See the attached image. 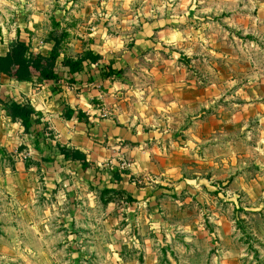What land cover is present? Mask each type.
<instances>
[{
    "label": "rangeland",
    "instance_id": "obj_1",
    "mask_svg": "<svg viewBox=\"0 0 264 264\" xmlns=\"http://www.w3.org/2000/svg\"><path fill=\"white\" fill-rule=\"evenodd\" d=\"M18 40L42 55L57 42L65 86L75 80L64 58L101 53L93 104L141 131L172 123L188 145L158 172L119 155L66 174L93 178L100 194L3 264H264V0H0V55ZM5 89L7 115L17 96Z\"/></svg>",
    "mask_w": 264,
    "mask_h": 264
},
{
    "label": "crops",
    "instance_id": "obj_2",
    "mask_svg": "<svg viewBox=\"0 0 264 264\" xmlns=\"http://www.w3.org/2000/svg\"><path fill=\"white\" fill-rule=\"evenodd\" d=\"M93 54L104 60L101 53ZM95 66L102 68L99 63L90 64L74 74L73 86H65L61 79L40 82L33 78L29 82H15L0 75V92L6 91L5 87L10 84L11 89L6 93L17 96L18 99H14L17 103L30 105L34 110L31 126L25 131L19 120H11L4 108H0V264L18 260L21 249H36L43 239L39 235L51 233L53 218H62L61 227H66L65 220L70 215L77 210L86 211L82 204L90 205L91 197L100 194L95 190L93 178L80 180L66 174L92 173L96 165L119 155L133 156L143 169L158 172L166 159L180 161L176 155L187 152L188 144L178 143L179 136L172 137L176 132L172 123L167 129L158 119H147L148 129L141 131L134 122L127 123L129 118L121 120L118 116L114 120L107 107L94 105L95 95L102 99L92 84L94 71L91 70H96ZM55 70L57 72V68ZM0 100H3L1 95ZM191 124L187 121L178 125V129L184 126L180 131L184 137L193 132ZM59 147L85 155L87 169L84 171L79 162L66 160ZM5 154H11L14 164L6 160ZM21 157H28L32 162L26 165ZM27 167L29 172H26ZM13 168L17 176L29 175L34 184L26 183L27 180L14 183L15 174L6 173ZM55 184L59 185V190L53 195ZM85 185L93 188H81ZM74 201L76 204L70 206Z\"/></svg>",
    "mask_w": 264,
    "mask_h": 264
},
{
    "label": "trees",
    "instance_id": "obj_3",
    "mask_svg": "<svg viewBox=\"0 0 264 264\" xmlns=\"http://www.w3.org/2000/svg\"><path fill=\"white\" fill-rule=\"evenodd\" d=\"M57 44L56 42L49 54L42 55L39 53L33 54L23 41L14 42L4 55H0V75L6 76L15 82H29L33 78L40 82L60 79L55 70L59 57ZM100 60L99 55L87 51L77 59L64 58L61 64L66 69L67 74L72 75L71 78L74 81V74L81 72L87 65L99 63ZM115 70L110 63L107 65L106 71L102 70L100 75L103 78H110L115 74ZM5 110L11 120L21 122L25 131L31 126L34 110L30 105H22L12 101L5 107ZM78 116L81 117L82 115L78 114ZM59 152L66 160L79 162L84 171L87 169L86 158L82 153L63 147H59Z\"/></svg>",
    "mask_w": 264,
    "mask_h": 264
}]
</instances>
